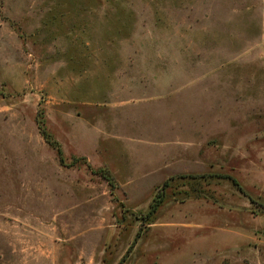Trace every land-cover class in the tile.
Returning a JSON list of instances; mask_svg holds the SVG:
<instances>
[{
    "label": "rangeland",
    "instance_id": "obj_1",
    "mask_svg": "<svg viewBox=\"0 0 264 264\" xmlns=\"http://www.w3.org/2000/svg\"><path fill=\"white\" fill-rule=\"evenodd\" d=\"M0 264H264V0H0Z\"/></svg>",
    "mask_w": 264,
    "mask_h": 264
},
{
    "label": "trees",
    "instance_id": "obj_2",
    "mask_svg": "<svg viewBox=\"0 0 264 264\" xmlns=\"http://www.w3.org/2000/svg\"><path fill=\"white\" fill-rule=\"evenodd\" d=\"M167 181L164 183V187L167 185ZM164 189H162L155 197L153 202L151 203L150 209L148 211V215H152L160 205V203L164 200L165 194Z\"/></svg>",
    "mask_w": 264,
    "mask_h": 264
}]
</instances>
